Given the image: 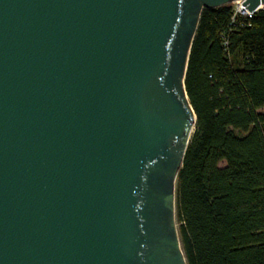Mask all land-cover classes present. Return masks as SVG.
Here are the masks:
<instances>
[{"label": "water", "instance_id": "95a60500", "mask_svg": "<svg viewBox=\"0 0 264 264\" xmlns=\"http://www.w3.org/2000/svg\"><path fill=\"white\" fill-rule=\"evenodd\" d=\"M232 1L0 0V264H187L184 79L202 10Z\"/></svg>", "mask_w": 264, "mask_h": 264}, {"label": "trees", "instance_id": "16d2710c", "mask_svg": "<svg viewBox=\"0 0 264 264\" xmlns=\"http://www.w3.org/2000/svg\"><path fill=\"white\" fill-rule=\"evenodd\" d=\"M184 84L196 116L175 187L187 264H264V8H204Z\"/></svg>", "mask_w": 264, "mask_h": 264}, {"label": "rangeland", "instance_id": "374dc122", "mask_svg": "<svg viewBox=\"0 0 264 264\" xmlns=\"http://www.w3.org/2000/svg\"><path fill=\"white\" fill-rule=\"evenodd\" d=\"M240 3H241V0H234V1L230 2L229 4L232 5L233 8H234L235 10L238 11V9L240 8V7H239V6H240ZM261 8H262V7H261ZM243 14H246V13H243ZM176 223H177V225H178L177 220H176Z\"/></svg>", "mask_w": 264, "mask_h": 264}, {"label": "bare ground", "instance_id": "6f19581e", "mask_svg": "<svg viewBox=\"0 0 264 264\" xmlns=\"http://www.w3.org/2000/svg\"><path fill=\"white\" fill-rule=\"evenodd\" d=\"M239 7L241 8V6H239ZM261 7H263V5L259 6V8H261ZM240 8H239V9H240Z\"/></svg>", "mask_w": 264, "mask_h": 264}]
</instances>
